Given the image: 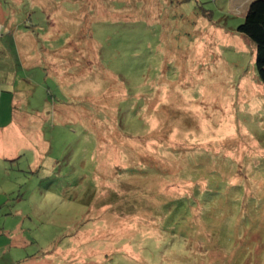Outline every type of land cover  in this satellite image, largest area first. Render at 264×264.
<instances>
[{
    "label": "rangeland",
    "instance_id": "374dc122",
    "mask_svg": "<svg viewBox=\"0 0 264 264\" xmlns=\"http://www.w3.org/2000/svg\"><path fill=\"white\" fill-rule=\"evenodd\" d=\"M254 1L0 0V43L42 60L16 109L0 89V130L44 122L42 157L32 126L0 156V264H264Z\"/></svg>",
    "mask_w": 264,
    "mask_h": 264
},
{
    "label": "crops",
    "instance_id": "0c3cea01",
    "mask_svg": "<svg viewBox=\"0 0 264 264\" xmlns=\"http://www.w3.org/2000/svg\"><path fill=\"white\" fill-rule=\"evenodd\" d=\"M10 35L4 37L0 43V89H4L8 95H12L13 99L11 102L6 103V107L11 109H16L19 105V89H17V80L19 73V64L26 69H33L35 67H41V58L39 56L40 44L35 42L32 38L27 36V40L22 41L17 38L16 33L12 30ZM52 58V57H51ZM50 68V67H49ZM47 70V69H46ZM54 74L47 73V77H50L49 80H54V85L60 89L64 88L66 83L61 79V75H57L56 78H52ZM15 85V87H14ZM59 114H63L64 117H70L72 119V112L68 109H59ZM75 116V115H74ZM73 116V117H74ZM10 125V126H9ZM44 122L39 116H19L18 112L13 114L8 125H5L3 130H0V156L3 158H9L8 160L16 162L19 161L22 157V151H19V146L9 145L8 141H13V139H8L7 136L15 135L17 137H22L21 141L24 139V134H29L30 132L24 130L28 126H32V133L36 136L33 141H29L32 147V150L36 152V159L38 160L42 157V153L38 151L37 145L40 142V135L42 128L44 127ZM9 126V127H8ZM46 151V150H45ZM45 153V152H44ZM72 252V251H71Z\"/></svg>",
    "mask_w": 264,
    "mask_h": 264
},
{
    "label": "trees",
    "instance_id": "16d2710c",
    "mask_svg": "<svg viewBox=\"0 0 264 264\" xmlns=\"http://www.w3.org/2000/svg\"><path fill=\"white\" fill-rule=\"evenodd\" d=\"M236 32L248 38L255 45V65L258 76L264 83V0L251 3L244 22L238 26Z\"/></svg>",
    "mask_w": 264,
    "mask_h": 264
}]
</instances>
